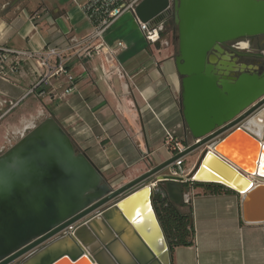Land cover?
Here are the masks:
<instances>
[{
	"label": "water",
	"instance_id": "95a60500",
	"mask_svg": "<svg viewBox=\"0 0 264 264\" xmlns=\"http://www.w3.org/2000/svg\"><path fill=\"white\" fill-rule=\"evenodd\" d=\"M133 13L149 29L173 18L181 114L193 141L114 188L75 148L58 121L44 118L0 154V264H101L96 256L121 244L105 212L118 214L145 250L132 254L121 244L130 264H171L153 196L181 206L188 182L219 184L237 192L241 220L264 225V182H255L264 180V116L260 133L243 126L264 110V72L230 77L237 64L232 61L225 70L211 54L221 51L222 42L264 35V0H139ZM231 141L254 151L250 166L221 151ZM190 154L196 158L184 174L167 171L177 158ZM143 214L156 228L160 245L144 225L133 221ZM100 229L108 240L98 241ZM79 236L87 237L86 248ZM63 239L71 241L73 250L58 249Z\"/></svg>",
	"mask_w": 264,
	"mask_h": 264
},
{
	"label": "crops",
	"instance_id": "0c3cea01",
	"mask_svg": "<svg viewBox=\"0 0 264 264\" xmlns=\"http://www.w3.org/2000/svg\"><path fill=\"white\" fill-rule=\"evenodd\" d=\"M87 0H0V47L41 51L63 50L67 73L48 74L34 59H21L14 69H0V147L6 138L53 116L112 187L139 176L171 156L165 130L187 143L193 140L181 114V77L171 43H151L133 11L125 10L101 39L120 68L112 71L105 55L76 57L71 39L87 37L95 23L87 16ZM139 0H123L137 3ZM37 14L39 17L34 18ZM56 59L51 58L52 67ZM14 143V142H13ZM12 143V144H13ZM184 157L188 170L194 160ZM170 166L167 171H171ZM192 191L190 245L170 250L171 264H264V225L241 220L240 195L231 189L209 192L187 183Z\"/></svg>",
	"mask_w": 264,
	"mask_h": 264
},
{
	"label": "built area",
	"instance_id": "2783aa9c",
	"mask_svg": "<svg viewBox=\"0 0 264 264\" xmlns=\"http://www.w3.org/2000/svg\"><path fill=\"white\" fill-rule=\"evenodd\" d=\"M87 13V16L93 20L95 23L93 31L84 39L77 41L75 39H71V44L68 48L74 49L77 46H80L77 50H75L74 55L78 58L86 57L91 58L93 54L99 56L103 54L105 55L106 61L112 67V71L105 72L104 77L108 78L111 72L116 74H121L120 68L112 59L110 53L104 50V45L101 41L97 42L93 46H89L90 42L94 39H101L105 31L109 28V26L113 23V21L119 17L125 10L133 11V3H129L126 5L123 3V0H87L82 6ZM34 18H38L37 14L33 15ZM143 26L146 38L151 43L156 41H163L160 37L159 32L163 29V25H159L154 29L147 28L144 24ZM166 42V40H164ZM63 50H58L56 47H47L41 51L34 50H15L6 47H0V69H2L6 64L10 65L11 69H14L21 59H34L37 63V66L51 68L48 74L59 75L63 74L66 76L68 83L70 84L68 87L64 89L63 94L71 92L74 89V78L67 73L65 67V57L63 55ZM51 58H55V64L51 67L49 62ZM36 125V124H34ZM34 125H32L28 129H24L18 133V136L15 135L8 136L6 138V145L0 147V154L3 153L7 148L13 145L16 141H18L22 136H24ZM14 142V143H13ZM13 143V144H12ZM164 146L171 152V155L177 154L186 149V147L190 144L181 140H177L173 137L172 133L165 130L164 133ZM184 165V157L177 158L172 166L171 172L174 174H184L187 170L183 167ZM256 183H263V179L255 180ZM191 183V182H188ZM192 199V191L190 189L184 190L182 201L184 204H190Z\"/></svg>",
	"mask_w": 264,
	"mask_h": 264
},
{
	"label": "bare ground",
	"instance_id": "6f19581e",
	"mask_svg": "<svg viewBox=\"0 0 264 264\" xmlns=\"http://www.w3.org/2000/svg\"><path fill=\"white\" fill-rule=\"evenodd\" d=\"M264 116V110H260L257 114L250 117L246 122L243 124V126L248 129L252 133H260L262 122L261 119ZM252 172V171H251ZM137 211L134 213L136 214ZM106 219L108 225L112 228V230L118 234L119 239L121 241V244L125 246V248L132 254H136L139 250H141L143 253L145 252L144 248L140 246L139 241L137 238L132 234L130 230H128L125 226V223L121 219V217L114 213V212H105ZM148 216L146 214L142 215L141 217H133V221L137 225H144L146 228V231L151 234L153 237L156 235V228L154 227L153 223H151L150 220L146 219ZM89 228V232H92V230ZM96 235V234H95ZM79 242L85 246H87V237L82 238L81 236L78 237ZM96 238L98 241H106L108 240L109 236L106 232L99 230V234L96 235ZM157 243L160 245V238L154 237ZM120 243L112 244L109 249H107L106 253L99 254L96 256L97 260L101 264H111L109 260L107 259V256L112 257L117 264H130V258L126 251L123 249L122 245ZM58 249L62 250H73L71 246V241L69 239H63L62 242L58 245ZM146 254V253H145ZM144 254V255H145ZM23 264H35L34 262L28 261Z\"/></svg>",
	"mask_w": 264,
	"mask_h": 264
},
{
	"label": "flooded vegetation",
	"instance_id": "af4514ba",
	"mask_svg": "<svg viewBox=\"0 0 264 264\" xmlns=\"http://www.w3.org/2000/svg\"><path fill=\"white\" fill-rule=\"evenodd\" d=\"M173 20V18H171ZM176 25L172 28L173 39L175 38ZM219 50H213L211 54L216 58L215 64L223 69H227L230 63L234 61L237 67L229 71L230 77H237L241 72H264V35L253 37H241L235 40H228L220 43ZM241 64L245 67L242 68ZM249 66L251 68H249ZM161 200H167L162 197Z\"/></svg>",
	"mask_w": 264,
	"mask_h": 264
},
{
	"label": "trees",
	"instance_id": "16d2710c",
	"mask_svg": "<svg viewBox=\"0 0 264 264\" xmlns=\"http://www.w3.org/2000/svg\"><path fill=\"white\" fill-rule=\"evenodd\" d=\"M174 25L173 20L170 21ZM160 37L164 36V31L159 32ZM203 186L206 191L219 192L226 188L219 184L213 183H197ZM229 189V188H226ZM158 194L153 196V207L163 229L165 237L168 241L169 249L176 246L190 245L193 237V221L190 211L183 210L180 206L175 205L171 201L161 200Z\"/></svg>",
	"mask_w": 264,
	"mask_h": 264
},
{
	"label": "rangeland",
	"instance_id": "374dc122",
	"mask_svg": "<svg viewBox=\"0 0 264 264\" xmlns=\"http://www.w3.org/2000/svg\"><path fill=\"white\" fill-rule=\"evenodd\" d=\"M172 19L169 18L164 24H163V31H164V36L161 38L163 40H166V42L171 43L172 46L174 47L175 53H177L178 49V40H177V30L175 31V38L173 39V33H172V28L173 26L171 25L170 21ZM224 154L228 155L231 160H235L238 162L240 165L244 166H250V159H252V155L254 154V151L251 150L250 148L243 146L239 144L238 142L231 141V142H226L223 144V146L220 148ZM192 156H195L194 154L186 155L185 158L187 160L191 158ZM73 232L72 230H70Z\"/></svg>",
	"mask_w": 264,
	"mask_h": 264
}]
</instances>
